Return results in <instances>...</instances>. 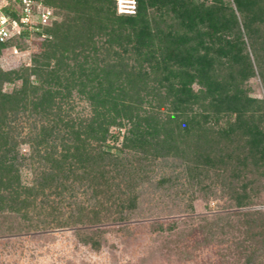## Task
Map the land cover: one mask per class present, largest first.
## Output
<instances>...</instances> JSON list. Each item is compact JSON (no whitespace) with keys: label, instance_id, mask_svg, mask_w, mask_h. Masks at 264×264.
<instances>
[{"label":"trees","instance_id":"16d2710c","mask_svg":"<svg viewBox=\"0 0 264 264\" xmlns=\"http://www.w3.org/2000/svg\"><path fill=\"white\" fill-rule=\"evenodd\" d=\"M42 4L54 20L35 33L41 50L28 66L0 69V213L24 216L38 198L75 189L132 212L153 163L169 159L198 186L220 179L235 208L254 205L264 180V99L248 83L264 85V0H137L134 15L118 14L115 0ZM4 12L19 19L18 9ZM28 35L0 42V55ZM75 98L88 114L75 113ZM111 128L123 130L119 146ZM24 166L34 171L30 186L21 185ZM51 215L64 227L81 222L82 209L66 220ZM242 216L243 264H258L264 211Z\"/></svg>","mask_w":264,"mask_h":264},{"label":"rangeland","instance_id":"374dc122","mask_svg":"<svg viewBox=\"0 0 264 264\" xmlns=\"http://www.w3.org/2000/svg\"><path fill=\"white\" fill-rule=\"evenodd\" d=\"M56 20L60 21V17L55 16ZM27 31L29 35L22 39L20 48L2 51L0 69L28 66L32 56L41 50L44 37L38 38L35 33H40L42 27H27ZM13 87L6 85L4 90L10 92ZM248 87L251 96L264 99L259 77L251 79ZM75 101V113L82 109L84 114L89 113L86 101ZM110 131L119 134L115 142L119 146L123 130ZM20 151L26 154L29 148L22 144ZM148 173L149 178L135 189L137 201L132 212L121 209L118 202L102 197L97 201L90 191L75 189L71 196V191H66L60 197L53 193L48 198H38L24 216L0 213V264L244 263L249 244L244 241L247 234L242 213L264 211V180L257 184L254 205L237 209L220 179L210 177L198 186L189 180L177 159L158 160ZM33 177L32 167L21 168L22 186H30ZM163 178L168 181L162 183ZM80 209L81 222L64 227H59L51 215L66 220L71 215L75 217ZM93 210L100 212L97 222L90 219ZM95 230L100 231L98 236L93 234ZM86 236L99 241V248L83 243ZM263 263L264 258H260L258 264Z\"/></svg>","mask_w":264,"mask_h":264},{"label":"built area","instance_id":"2783aa9c","mask_svg":"<svg viewBox=\"0 0 264 264\" xmlns=\"http://www.w3.org/2000/svg\"><path fill=\"white\" fill-rule=\"evenodd\" d=\"M115 6L120 15H134L137 0H115ZM6 9H18L19 19L6 15L4 12ZM52 20L53 12L42 4V0H0V42L5 43L20 36L27 27L37 29L49 25ZM14 51L17 52L16 49Z\"/></svg>","mask_w":264,"mask_h":264}]
</instances>
